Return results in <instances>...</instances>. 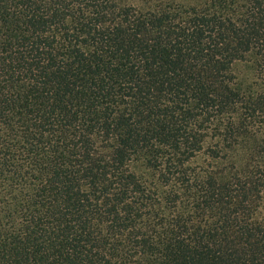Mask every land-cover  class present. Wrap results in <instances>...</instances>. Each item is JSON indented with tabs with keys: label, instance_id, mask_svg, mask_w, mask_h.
I'll list each match as a JSON object with an SVG mask.
<instances>
[{
	"label": "trees",
	"instance_id": "1",
	"mask_svg": "<svg viewBox=\"0 0 264 264\" xmlns=\"http://www.w3.org/2000/svg\"><path fill=\"white\" fill-rule=\"evenodd\" d=\"M0 264H264V0H0Z\"/></svg>",
	"mask_w": 264,
	"mask_h": 264
}]
</instances>
